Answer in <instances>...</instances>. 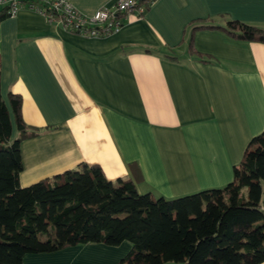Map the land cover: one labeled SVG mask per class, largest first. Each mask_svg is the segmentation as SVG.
I'll return each mask as SVG.
<instances>
[{
  "label": "crops",
  "instance_id": "0c3cea01",
  "mask_svg": "<svg viewBox=\"0 0 264 264\" xmlns=\"http://www.w3.org/2000/svg\"><path fill=\"white\" fill-rule=\"evenodd\" d=\"M68 1L86 15L115 3ZM198 19L264 30V0H156L100 37L27 9L0 19L1 97L10 108L19 95L23 122L37 131L21 143L20 186L83 164L165 198L229 183L264 130V43L198 29L192 54ZM130 248L78 244L23 264H116Z\"/></svg>",
  "mask_w": 264,
  "mask_h": 264
},
{
  "label": "trees",
  "instance_id": "16d2710c",
  "mask_svg": "<svg viewBox=\"0 0 264 264\" xmlns=\"http://www.w3.org/2000/svg\"><path fill=\"white\" fill-rule=\"evenodd\" d=\"M11 16L7 7L0 19ZM197 22H203L199 20ZM193 24V23H192ZM220 29L264 43V30L228 19L190 28ZM0 92V264L27 254L87 243L131 248L116 264H261L264 262V130L248 143L232 180L165 198L139 193L131 179L109 181L99 165H81L22 187L21 143L37 134L21 116V98Z\"/></svg>",
  "mask_w": 264,
  "mask_h": 264
},
{
  "label": "built area",
  "instance_id": "2783aa9c",
  "mask_svg": "<svg viewBox=\"0 0 264 264\" xmlns=\"http://www.w3.org/2000/svg\"><path fill=\"white\" fill-rule=\"evenodd\" d=\"M156 0H115L112 7L100 8L91 15L83 14L68 0H0L10 15L20 9L36 11L47 22L83 37H100L118 32L124 19L132 14L142 15Z\"/></svg>",
  "mask_w": 264,
  "mask_h": 264
},
{
  "label": "rangeland",
  "instance_id": "374dc122",
  "mask_svg": "<svg viewBox=\"0 0 264 264\" xmlns=\"http://www.w3.org/2000/svg\"><path fill=\"white\" fill-rule=\"evenodd\" d=\"M6 104V103H5ZM9 108V106H7ZM127 264V263H126Z\"/></svg>",
  "mask_w": 264,
  "mask_h": 264
}]
</instances>
